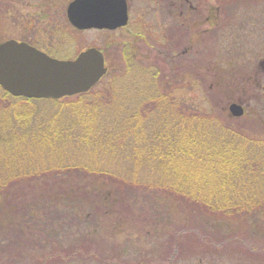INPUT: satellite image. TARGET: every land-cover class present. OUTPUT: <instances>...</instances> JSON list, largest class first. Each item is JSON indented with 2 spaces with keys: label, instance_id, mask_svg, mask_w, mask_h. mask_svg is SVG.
Segmentation results:
<instances>
[{
  "label": "rangeland",
  "instance_id": "374dc122",
  "mask_svg": "<svg viewBox=\"0 0 264 264\" xmlns=\"http://www.w3.org/2000/svg\"><path fill=\"white\" fill-rule=\"evenodd\" d=\"M69 1L0 0V42L28 39L64 59L96 46L104 51L108 69L120 68L125 58L137 59L141 67L161 69L156 82L165 80L166 87L200 111L264 134V71L257 65L264 59V0H191L195 10L183 13L178 26L169 13L175 9L174 1L134 0L131 22L143 14L146 34L136 40L127 29L114 33L71 28L64 21ZM211 11L212 24L201 20L195 25ZM163 23L167 24L164 31ZM232 102L243 107L241 116L230 114ZM40 109L49 112L46 117L51 113V109ZM62 146L66 147L58 148L65 151L59 153L68 154L70 145ZM42 147L55 149L50 142ZM38 153L36 149L31 155ZM47 158L54 160L58 153ZM101 162L113 163L109 157ZM70 170L59 176L25 177L10 187L0 203V264H131L139 259L151 264H264V255L244 252L240 241L243 237L250 247L264 245L261 209L250 210L248 220L242 223L211 224L220 237L231 236L233 242L237 238L238 244L199 254L203 252L191 248L189 242H180L176 248V240L190 238L181 232L185 227L179 219L185 215L176 203L168 209H151L152 195L149 198L146 193L148 199L144 200V193H130L131 189L123 186L108 199L109 209H98V195L77 187L85 179L84 172ZM113 179L111 190L118 184ZM19 191L21 196L16 193ZM23 203V209L17 207ZM160 243L170 245L162 247ZM181 249L185 254L179 253ZM262 251L264 247L259 253ZM141 252L148 254L140 256Z\"/></svg>",
  "mask_w": 264,
  "mask_h": 264
},
{
  "label": "trees",
  "instance_id": "16d2710c",
  "mask_svg": "<svg viewBox=\"0 0 264 264\" xmlns=\"http://www.w3.org/2000/svg\"><path fill=\"white\" fill-rule=\"evenodd\" d=\"M122 65L108 69L90 90L59 99L13 96L0 87V203L22 178L74 169L85 174L79 190L98 195V209H109L108 199L123 186L152 195L151 209L176 203L185 215L181 232L190 236L176 240V248L189 242L199 254H210L238 244L237 238L220 237L211 224L242 223L252 209L264 216V134L200 111L165 80L156 82L161 69L130 58ZM39 107L51 109L50 115ZM49 142L54 150L43 149ZM62 144L70 145L68 154L59 153ZM34 147H41L38 156L31 155ZM56 153L58 158H47ZM106 157L113 163L101 162ZM111 179L118 182L115 190ZM241 238L244 252L264 255V245L250 247ZM145 247L149 253L150 245Z\"/></svg>",
  "mask_w": 264,
  "mask_h": 264
},
{
  "label": "water",
  "instance_id": "95a60500",
  "mask_svg": "<svg viewBox=\"0 0 264 264\" xmlns=\"http://www.w3.org/2000/svg\"><path fill=\"white\" fill-rule=\"evenodd\" d=\"M68 22L78 30H112L127 23L125 0H71ZM103 53L96 47L80 51L73 59H57L24 41L0 42V87L13 96L59 99L84 93L106 73ZM239 117L243 107L228 106Z\"/></svg>",
  "mask_w": 264,
  "mask_h": 264
},
{
  "label": "flooded vegetation",
  "instance_id": "af4514ba",
  "mask_svg": "<svg viewBox=\"0 0 264 264\" xmlns=\"http://www.w3.org/2000/svg\"><path fill=\"white\" fill-rule=\"evenodd\" d=\"M141 1H143V0H141ZM154 1H156V2H158V0H154ZM175 2L174 4H173V6H174V8L175 9H172L171 11H169V13L170 14H172L173 15V19H175V24H176V26H178V25H180L181 24V21L179 20L180 19V17L183 15V13H187L189 10L190 11H192V10H195L194 8H195V6L193 5V1H191V0H172V2ZM125 3H126V6H127V23L124 25V26H120V27H117V28H115V29H113V30H106V31H108V32H113L114 31V33L115 32H117V31H120V30H125V29H127L128 30V32H129V35H131V36H133V38H134V40H136L137 38H139V37H145L146 36V34H144V32H143V29H145V25H144V20H145V18L143 17V14H138L137 15V17H135V18H137V20H132V22H131V19H132V7H133V4L132 3H134V0H125ZM66 11V10H65ZM211 14H209V15H206L204 18H202V19H200V20H198V21H195V25H198V24H200L201 23V20H202V22L204 21V22H209V24L211 23L212 24V20H213V15H212V11L210 12ZM189 16V15H188ZM65 18H64V21H66L67 23H68V25L71 27V28H73L70 24H69V22H68V20H67V17H66V13H65V16H64ZM144 18V19H143ZM139 21L142 23V26H140V23H139ZM132 23H134V24H132ZM130 24H132L133 26H131ZM161 26L163 27L162 29H163V31L164 30H166V26H167V24H165V23H163V24H161ZM128 28H130V29H128ZM144 34V35H143ZM149 33H147V35H148ZM148 37H150V36H148ZM143 40V39H142ZM155 42H159V41H155ZM33 45H35V44H33ZM36 47H38V48H40L39 46H37V45H35ZM176 47V46H175ZM41 50H43V51H45V52H48L45 48H43V47H41L40 48ZM102 50V49H101ZM103 54H104V52H103ZM258 67H259V69H263V71H264V59H262V60H259L258 61ZM263 79H264V77H263ZM149 263H151V261L150 262H148V264ZM131 264H143V262H141L140 260H137V261H135L134 263H131Z\"/></svg>",
  "mask_w": 264,
  "mask_h": 264
}]
</instances>
